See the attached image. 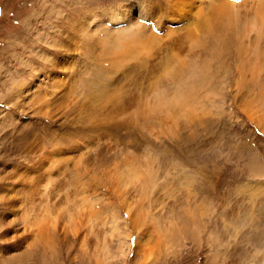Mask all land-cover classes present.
<instances>
[{
  "label": "bare ground",
  "instance_id": "obj_1",
  "mask_svg": "<svg viewBox=\"0 0 264 264\" xmlns=\"http://www.w3.org/2000/svg\"><path fill=\"white\" fill-rule=\"evenodd\" d=\"M63 2L67 13L51 6L49 29L28 34L32 44L46 48L21 46L30 59L22 57L25 76L11 80L9 90L16 106L36 105L35 116L72 125L77 137L90 131V140L47 149L19 130L29 141L22 155L32 163L0 169V264H21L24 253L39 250L51 258L67 244L90 264L179 259L189 240L198 248H227L216 226L206 227L214 212L200 184L228 196L264 191L259 142L249 130L233 146L218 140L232 146L227 153L235 155L234 166H228L240 182L223 190L218 183L225 167H188L169 159V151L195 148L198 139L206 151L225 116L264 137V0H141L138 15L124 7L127 0L101 7L94 0ZM34 60L41 65L27 82L25 70ZM43 82L46 89L37 85ZM75 133H69L72 142L82 139ZM5 158L1 154L0 161ZM5 210L12 216L7 221ZM228 210L214 220L224 223ZM231 258L213 263L235 264Z\"/></svg>",
  "mask_w": 264,
  "mask_h": 264
},
{
  "label": "rangeland",
  "instance_id": "obj_2",
  "mask_svg": "<svg viewBox=\"0 0 264 264\" xmlns=\"http://www.w3.org/2000/svg\"><path fill=\"white\" fill-rule=\"evenodd\" d=\"M94 1L97 3V4L95 3L96 5L95 7H101V5L106 6L108 2H112L114 0H94ZM57 5L59 8H62L63 13H67V9L65 8V6H63L64 5L63 0L62 1L60 0H0V136L2 135L4 136V138L2 136V140L0 138V156L1 154L6 155V158L4 160L1 159L0 161V169L2 173L8 171L12 165L26 166V165H31L32 163L29 155L25 157L26 159L22 155L23 154L22 151L24 150V147L29 144V141L27 142V140H23L18 135L20 129L22 130V132L27 134L26 137H29L31 139L33 136L37 137L41 142V144L43 142V145L47 149L50 146L53 147L52 143L57 144L61 148L67 147L68 149H72L74 144H78L82 146L85 141L88 142L90 140V135H91L90 131L85 130L82 132L83 135L85 133L88 134L87 136L85 134V137H82V134L81 136L77 137L75 133L76 130L72 125L67 126L66 124L60 123L59 121H55L41 116H35L31 108L35 109L36 105H33L32 107L31 105H27V104H23L22 106H16L14 102L15 97L13 96L14 92H11V90H9L11 89V85H12L11 80L20 79L21 77H23L24 71L22 68L23 66L20 62V60H22V57L24 60L26 58L30 59L28 52H25V55L21 54V50H20L21 46H24V44L28 45L29 47L28 51L30 52H32V50L34 49H40L41 47L46 48L45 46H35L34 44H32L28 40L29 39L28 34L33 32L35 29L38 30L40 29L42 30V28L49 29L47 28L48 20L45 14L47 10L48 11L51 10V6L56 7ZM81 9L83 10V8L79 6L76 12L78 13L82 11ZM40 10L43 13L39 12ZM28 25L31 26V28ZM25 27L30 28L31 31L26 32ZM47 33L48 32H46V34ZM32 62L35 63L32 66V68H28V70H25V73L28 72L26 75L27 82H32L31 74L35 73V71L38 72L40 67L39 65H41V62L38 60H34ZM36 63H38L39 65ZM45 74L46 73H44L40 69V75H41L40 77L42 78V80H43V75ZM89 76L90 75L88 74V72L84 71V76L82 78L83 81L87 82ZM45 80L47 79L45 78ZM44 82L41 84L37 83V85H40L41 88L46 89V84ZM25 97L26 95L24 94L21 95V99ZM225 101L226 103H229L231 102V99L227 97L225 98ZM225 117L226 118L223 117L222 125L220 124L218 126L219 138H216L214 141L209 143L206 151H204L201 147V139L195 141L196 144L195 148L188 149V147L180 145L179 147L176 146L171 147L169 151L170 152L169 159L173 157L176 160L182 161L188 167L194 168L195 164H198L200 166L207 165L208 167L211 168L214 166L225 167L223 169V174L219 179V183H218L220 190H223L224 186H227L228 184L236 185L237 183H240L236 181L235 178L232 179L234 173L233 174L230 173V169L228 165L234 166L233 160L235 159L234 157L235 155L230 157L227 151L229 150L231 153L233 149L231 147L234 144L236 145V143H239L238 138L245 139L244 133L247 132L246 130L251 131L252 136L255 137V141L257 143L259 142V144L257 145L260 148V150L263 149L262 156H264L263 135H261V133L257 131L251 124L244 123L245 128H243L241 124H235L232 120H230L228 116ZM21 125L24 127H22ZM28 130L29 133L27 132ZM3 131H5L6 133ZM11 132L13 134H11ZM4 133L6 136L4 135ZM69 133H75L74 135L75 140L82 138L83 141L82 139H80L78 140V142H74V141L72 142V140H70L71 137H69L70 136ZM103 139H106L105 141L109 142L110 137ZM219 139H222V141L226 140L227 143H229L228 141H230L231 143L229 144L232 146L229 147L227 146V148H225L220 142H218ZM100 141L103 140L99 139V143ZM68 144H70V146ZM141 151L143 152V150ZM98 152L101 153V150H99ZM162 157L163 155L161 154L160 157L161 162L163 161ZM105 158L106 157H103L101 159H105ZM231 169H234V167H232ZM234 172L237 174L238 177L245 178V176L241 175V173H238L236 169H234ZM200 186L201 189L199 190L200 191L199 193L202 196L205 193H207V196L205 198L211 200L212 202L211 205H215V208L209 205L212 208L214 214L210 218L211 222L208 223V226L206 227H208V229L214 230V226H216L217 230L216 229L215 230L219 231L218 233L220 234V235L216 234V236L219 240L223 242L224 246L227 248L218 247L214 249L212 248L208 249L206 247H203L204 244H201V247L198 248L196 245L192 244L189 240L186 242V248L180 250L181 257L179 259H173L171 258L172 256L166 255L163 261H160L157 264H205V263L214 264L213 262L216 261L214 258H216L217 263H219L223 259L225 258L227 259V256L228 258L232 257L231 260L234 259L232 262L233 263L235 262V264H264V199H263L264 191L244 192V193L237 192L238 196L236 193L231 194V196H228L225 193H221L218 189L212 192L213 190H208V188H206L204 184H200ZM61 193L63 194V192ZM56 198L60 200L61 197H56ZM226 205L228 206L229 210L228 213H225L226 218L224 223L222 220H221L222 222L215 221L217 214L221 212V209ZM238 205H240V207H238ZM234 207H237V209L230 211ZM4 212H5V216H4L5 221L12 218V216H9L8 214L9 211L5 210ZM224 212L225 211L223 209L221 215H223ZM231 213L232 215H229ZM251 216H253L252 219H249ZM227 217H231V221L229 223L226 220ZM202 237L205 238V235ZM113 241L115 242L116 240H112V243ZM131 241L132 242H130V245L132 246L131 247L132 250L134 243L133 240ZM144 242H145V238L142 237L141 239H138L139 244L143 245ZM237 242L239 243L237 245H234ZM227 249L230 250L228 251ZM115 250L116 247H113L110 250L111 254H114ZM19 252L21 251L18 250L17 253ZM41 253H43L42 250L35 252H28L27 257L26 254L24 253V255L22 254L23 256L19 259L20 263L21 264H72L71 261H73L74 262L73 264H90L87 262V260L80 259V257L78 258L77 254L72 255L71 254L72 252L70 251L68 244L62 246L59 250L56 249L55 255H53L51 258L48 256L46 257V259L45 257H40L39 254ZM213 253L217 255L213 257ZM129 257H131L130 254L128 258ZM235 259H237V261ZM112 261H115V259H112ZM111 264H116V263L112 262Z\"/></svg>",
  "mask_w": 264,
  "mask_h": 264
},
{
  "label": "snow or ice",
  "instance_id": "obj_3",
  "mask_svg": "<svg viewBox=\"0 0 264 264\" xmlns=\"http://www.w3.org/2000/svg\"><path fill=\"white\" fill-rule=\"evenodd\" d=\"M124 7L132 9L133 12L138 15L140 13L141 0H127ZM125 215H127V213H125ZM134 240L135 237H133V241Z\"/></svg>",
  "mask_w": 264,
  "mask_h": 264
}]
</instances>
